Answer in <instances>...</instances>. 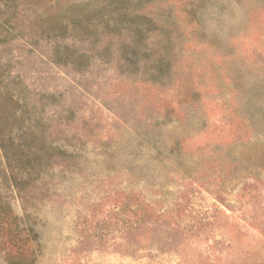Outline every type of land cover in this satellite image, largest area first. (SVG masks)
<instances>
[{"label":"rangeland","instance_id":"obj_1","mask_svg":"<svg viewBox=\"0 0 264 264\" xmlns=\"http://www.w3.org/2000/svg\"><path fill=\"white\" fill-rule=\"evenodd\" d=\"M2 138L0 264H264V0H0Z\"/></svg>","mask_w":264,"mask_h":264},{"label":"trees","instance_id":"obj_2","mask_svg":"<svg viewBox=\"0 0 264 264\" xmlns=\"http://www.w3.org/2000/svg\"><path fill=\"white\" fill-rule=\"evenodd\" d=\"M11 99H12V98H11ZM12 100H13V99H12ZM20 101H21V99H20V100H17V102L15 101V102H16V103H19ZM0 140H1L2 144H3V145H0V148H2V149L4 148V150H5V147H4L5 145H4V142H3L4 139L2 138V139H0ZM3 156H4V158L7 160V158H8L7 156H8V155H7L6 151H5V153H4ZM138 208H139V207H138Z\"/></svg>","mask_w":264,"mask_h":264}]
</instances>
